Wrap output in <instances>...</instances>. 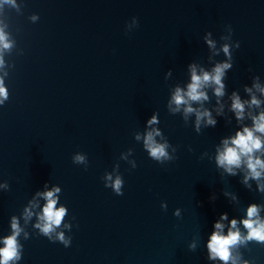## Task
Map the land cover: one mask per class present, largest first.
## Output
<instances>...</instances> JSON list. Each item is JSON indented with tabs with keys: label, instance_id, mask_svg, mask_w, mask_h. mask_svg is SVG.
I'll list each match as a JSON object with an SVG mask.
<instances>
[{
	"label": "clouds",
	"instance_id": "obj_1",
	"mask_svg": "<svg viewBox=\"0 0 264 264\" xmlns=\"http://www.w3.org/2000/svg\"><path fill=\"white\" fill-rule=\"evenodd\" d=\"M7 2V0H6ZM5 40L3 32H0V43H3ZM210 47H214V43L211 40L207 41ZM4 47H8V44L4 43ZM224 52L226 55L229 54L228 46H224ZM231 67L228 63L217 64L213 69V74L204 72L202 75H197L195 67H192V82L188 85V90L186 93H182L181 89L177 88L176 92L173 96V102L179 106L181 104H187L188 100L191 101H200L207 100L208 97L205 92L201 91V88L209 83H213L217 85L215 89V94L217 96L223 95L224 85L222 83V78L225 74V70ZM264 91V89H261ZM187 96L188 100L185 99ZM0 97L3 99H7V91L3 87V82L0 81ZM3 101L0 100V103ZM253 104H258L259 101L253 97ZM232 108L236 110L237 118L240 119L243 114V104L241 103L238 96L233 94V103ZM186 112H192L193 109L189 106L185 109ZM202 116H210V114L205 111L203 113H197V121L200 120ZM155 122V117L149 120V124ZM210 125H215V121L212 119L208 120ZM254 130L260 133H264V113H262L258 118H254ZM159 133H157L158 135ZM232 146H229L227 140L224 141V150L219 153L217 156V163L220 166L225 167V170L229 173H232L233 166L239 167L241 164V157L247 156V166L250 170L251 176L254 179H259L261 176V172L257 169H264V161H261L259 158H253L252 153L254 150H260L262 147V142L259 137L254 136L253 130L248 128H244L243 132H237L235 138L231 141ZM145 146L148 149L150 156L159 160L161 157H166L167 153L165 152V146L161 144H157L154 141L153 133L149 132L145 138ZM77 160H81L82 157H76ZM111 180V177H108ZM121 180L117 178L111 185L113 190L118 194L122 195L121 192ZM55 191H59V189H55ZM47 199V204L43 208V215L40 219L43 221L42 232L44 234H48L53 230V226H59L61 224L62 218L65 215V208L61 207L56 209V200L53 198V191H49L44 194ZM258 208L256 205L249 206L247 210L248 219L243 221L245 228L248 231L247 239H256L258 241H264V221H260L258 219H253L257 217ZM226 214L221 216V219H226ZM40 227V225H37ZM232 228L236 226V220L231 221ZM14 229V233L12 236L5 238L4 244L5 247L0 249V264H8L10 260L17 259V243L16 236L19 234V229L17 228V224L15 221L12 224ZM215 229H222L223 225L219 222H216L214 225ZM61 240L63 236L59 237ZM240 233L239 231L233 232L229 229L228 235L224 236L220 231H213L211 233L210 239L208 241L207 247L210 253L211 259L219 258L224 261L225 264L229 261L231 257L230 248L233 245H236L240 241Z\"/></svg>",
	"mask_w": 264,
	"mask_h": 264
}]
</instances>
